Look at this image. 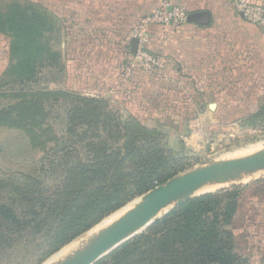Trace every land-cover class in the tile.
Listing matches in <instances>:
<instances>
[{"label":"trees","instance_id":"1","mask_svg":"<svg viewBox=\"0 0 264 264\" xmlns=\"http://www.w3.org/2000/svg\"><path fill=\"white\" fill-rule=\"evenodd\" d=\"M49 20L32 5L13 2L6 8L0 6V33L11 38V63L5 74L13 82L31 81L39 67L60 66V53L49 47L45 36L53 32ZM6 84L10 83L0 86ZM50 96L67 99L71 105L68 120L87 127L81 131L84 134L92 132V127L98 130L104 126L109 131L108 140L122 139L124 143L113 147L98 133L93 136L97 142L79 134L67 142L73 147L64 146L48 154L41 167L31 173L0 177V264L43 260L129 201L183 172L169 165L157 137L136 132L133 121L120 120L106 100L41 91L42 113L41 99ZM32 104H26L29 112ZM18 106L0 110V126L23 127V120L15 116ZM85 141L94 154L92 161L62 162L68 155L81 154L77 144ZM49 181L55 182V188L49 187ZM101 182L107 191L99 194L101 189L96 185ZM248 186H232L189 200L95 264H250L237 252L235 236L229 229L241 193Z\"/></svg>","mask_w":264,"mask_h":264},{"label":"rangeland","instance_id":"2","mask_svg":"<svg viewBox=\"0 0 264 264\" xmlns=\"http://www.w3.org/2000/svg\"><path fill=\"white\" fill-rule=\"evenodd\" d=\"M13 2L32 5L34 10L48 14L53 32L45 34L46 39L48 38L47 44L53 51L59 50L63 54V62L55 68L39 67L36 76L25 83L13 82L11 77H6V71L1 75L0 85L10 84L0 86V110L19 105L15 116L23 120V127L0 126V177L31 173L41 167L48 154L64 146L73 147V144L67 142L79 134L86 135L87 140L97 142L98 139L93 136L98 133L110 141L113 147L122 145V139L108 140L109 131L104 126H99L98 130L92 127V132L87 134L81 132L88 128L75 126L68 120L71 105L65 97L42 98L43 113L39 106L41 91L61 90L92 97V50H95L97 43L92 40V0H0V6L6 8ZM179 3L184 5L183 2ZM154 10L146 8L145 15L148 16ZM1 39L0 48L5 55L3 70L8 64L4 49L6 47H9L8 67L11 63V38L4 35ZM145 47L152 55L166 62L163 57L149 50L148 44ZM239 60L245 61L242 58ZM125 62L123 60L122 65ZM251 65L253 63L246 62L237 67L235 60L233 63H210L205 68L196 70L193 75L184 71V68L178 73L175 66L174 75L171 74L173 77L167 79L163 74L164 68L155 72L140 69L148 73L145 76L150 78L149 81L154 86L149 83L139 89L132 87L129 90V110L137 111L133 116L136 121L132 117H126L127 115L119 118L124 122L133 121L132 128L136 132L157 137L159 147L169 159V165L177 167L179 171L183 170L179 176L220 161L264 154V81L251 72ZM79 88L83 89L76 90ZM28 102L33 103L32 112L26 106ZM212 104L218 107L211 110ZM24 108L27 110L24 111ZM129 110L125 109V112ZM28 119L31 121L25 126ZM32 135L35 140H32ZM77 149L81 154L72 158L68 155L62 162L72 165L92 161L94 154L86 148V141L78 143ZM49 184L50 188H55L52 186L55 182L49 181ZM247 185L249 186L241 193L238 210L229 229L235 236L237 252L251 254L248 257L244 255L250 264H264V176L249 178L246 182L228 184L208 192L200 190L192 199L222 189H231L232 186ZM96 186L101 189L99 194L107 191L104 182ZM143 196L129 201L58 252L39 262L33 260V264H60L68 260L73 254L87 248L114 222L135 208ZM175 204L176 202L167 206L155 221L177 208ZM104 222H108L104 229L90 237L73 254L62 261L50 263L64 249L88 236L90 231ZM150 226L133 238L145 233Z\"/></svg>","mask_w":264,"mask_h":264},{"label":"crops","instance_id":"3","mask_svg":"<svg viewBox=\"0 0 264 264\" xmlns=\"http://www.w3.org/2000/svg\"><path fill=\"white\" fill-rule=\"evenodd\" d=\"M165 1L183 2L185 6H182L189 13H210V23L206 26L188 22L176 29L159 25L146 28L149 50L166 60L163 70L166 79L173 77L171 74L174 75L175 66L176 72L184 68L193 75L210 63H233L235 60L237 67L246 62L253 63L251 72L264 81V27L249 23L230 0H148L147 3L146 0H92V40L97 42L95 50H92V98L106 100L110 109L117 110L115 112L119 117L127 115L134 118L137 111L129 110V90L149 83L154 86V83L145 76L148 73L140 69H136L130 79H125L122 63L132 53L133 32L145 18L144 10L157 9ZM250 2L264 7V0ZM3 36L0 33V41ZM1 49L0 78L9 65V47H6L8 64L1 70L5 59ZM56 51L63 62V54ZM212 105L216 107L212 109ZM212 105L211 110L218 107ZM125 109L129 112H125ZM241 255L251 256L247 252Z\"/></svg>","mask_w":264,"mask_h":264},{"label":"water","instance_id":"4","mask_svg":"<svg viewBox=\"0 0 264 264\" xmlns=\"http://www.w3.org/2000/svg\"><path fill=\"white\" fill-rule=\"evenodd\" d=\"M241 16L243 14L241 13ZM188 22L206 26L210 23L207 11L192 12ZM139 40H132V54L138 50ZM215 105L211 108L214 109ZM264 170V154H254L234 160L220 161L210 166L177 175L165 184L144 194L141 202L114 222L85 251L61 264H95L114 249L124 244L141 230L150 226L160 213L176 202L175 207L192 199L193 195L210 183H223L226 177Z\"/></svg>","mask_w":264,"mask_h":264},{"label":"built area","instance_id":"5","mask_svg":"<svg viewBox=\"0 0 264 264\" xmlns=\"http://www.w3.org/2000/svg\"><path fill=\"white\" fill-rule=\"evenodd\" d=\"M251 24L264 27V7L251 3L250 0H230ZM188 11L180 4L165 1L146 16L140 26L133 32V38L139 40L137 53L130 54L122 65L125 79H130L136 69H145L155 72L164 68V61L146 50V28L150 25H159L169 29H176L188 23Z\"/></svg>","mask_w":264,"mask_h":264},{"label":"bare ground","instance_id":"6","mask_svg":"<svg viewBox=\"0 0 264 264\" xmlns=\"http://www.w3.org/2000/svg\"><path fill=\"white\" fill-rule=\"evenodd\" d=\"M260 176H264V170H256V171H253L251 173H242V174H239V175H233L231 177H226L223 183H220V184H218V183H210V184L206 185L205 187L201 188L200 189L201 191L200 190L199 191L200 192H208V191L213 190L215 188L223 187V186H226L228 184H233V183H238V182H246V181L249 180V178L260 177ZM107 223L108 222H104V223L100 224L99 226H97L96 228H94L92 231H90L87 234L88 236H85V238L78 240L73 245H71L69 248L64 249L58 256H56L54 259H52L50 261V263H53L56 260H59V261L61 260L62 261L64 259H66L69 255L73 254L74 251H76L77 249H79L82 245L86 244L85 242L87 240L89 241V238L90 237H94V235L96 233H98L102 229H104V227H105L104 225H106ZM86 249L87 248L81 250L80 252L78 251L79 253L77 252V253L73 254L72 257L69 258V259H73L74 257L78 256L79 254H81Z\"/></svg>","mask_w":264,"mask_h":264}]
</instances>
